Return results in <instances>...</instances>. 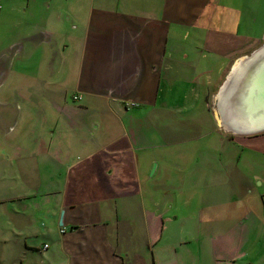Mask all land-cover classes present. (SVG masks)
Wrapping results in <instances>:
<instances>
[{
    "label": "crops",
    "instance_id": "crops-1",
    "mask_svg": "<svg viewBox=\"0 0 264 264\" xmlns=\"http://www.w3.org/2000/svg\"><path fill=\"white\" fill-rule=\"evenodd\" d=\"M0 45V74L40 50L46 80L70 78L82 102L63 94L53 104L106 109V129L86 141L73 116H45L44 136L31 129L7 146L5 180L16 184L0 200V264H264V130L229 136L207 103L264 46V0H0ZM169 83L197 84L191 103L212 133L161 129L150 151L154 134L138 117L172 110L161 100ZM189 159L200 165L194 180ZM182 192L198 196L172 198ZM181 204L191 217L172 212Z\"/></svg>",
    "mask_w": 264,
    "mask_h": 264
},
{
    "label": "rangeland",
    "instance_id": "rangeland-1",
    "mask_svg": "<svg viewBox=\"0 0 264 264\" xmlns=\"http://www.w3.org/2000/svg\"><path fill=\"white\" fill-rule=\"evenodd\" d=\"M241 27H244V21H241ZM1 47L2 46L0 45V48ZM21 58L23 59L22 61H20L18 58H15V68H13V70L2 69V74H0V82H2L0 83V99L2 100V102H4L3 105L0 103V112H2V114L4 115L3 118H0V144L2 147H0V200L5 197V194L8 193L11 188H13V192H15L14 184L16 183L14 182V180H5V176L9 175L7 171L10 168L9 161L11 156V150L7 149V146L10 145V143L13 141L18 142V144H20V142L26 141L24 139H21V137L24 133L31 129L35 130L34 132L39 133V135L41 134V131L44 130V136L45 132L47 131V127L45 129L43 128L46 126V124L44 123L46 119L42 120L40 117L48 116L57 118L58 123L64 125L65 120H72L69 115L73 116V123L75 124V127L72 130V133L75 132V128L78 126L79 132L81 133V139L84 141L89 138L88 135H85V132H87V130L93 131L96 126L98 127V130L96 132H104L103 130L101 131L100 128H104L106 124V113H104L106 109L105 107L100 106V104L98 103L94 102V104H92L94 106H88L89 109L84 108L80 111L79 109H77L73 113H68L66 110L64 111L63 109H61V107L63 106L59 103H52L62 99V96L64 94L68 97L67 102L69 105H82V102H79V99L76 101L73 100L74 94H72V90L69 88V85H71L70 78L65 81L66 85L64 87L60 86L61 83L59 82V80H46V77H44L46 53H43L39 50L37 53H31L27 56L26 53L24 55L22 54ZM17 60L22 62L21 65ZM8 72L9 75H7ZM197 84H200V82H197ZM197 84L190 87L184 85L178 87L179 85L172 86V84L170 83L166 84L165 88L163 89L164 93L162 91L161 100L162 103L167 102L168 107H172L173 111H163L164 115L162 116L160 112L157 117L154 116L153 113H150L148 115H144V113L138 117V119L140 118L142 121L141 128L144 130L145 135L154 134L152 136V142H148L149 146L147 147V150L154 151L157 148H160L156 146L159 145V139L157 135H160L161 129L166 130L167 132L171 131L170 134L174 137L188 136L198 139L210 138V135L212 133V131L209 129L211 126L209 122L210 115L204 113L203 110L201 111L197 104L191 103V101L193 100L190 95L191 89H193ZM218 89H212L210 91L211 95L207 99V103H209V109H212V111L214 112V114L212 115L216 118H218L215 107ZM219 92L220 90L218 91V93ZM182 97H184L185 101L188 102V105H185L184 107L176 105V103L179 101L177 98ZM203 98L204 97H202V99ZM16 103L18 104L17 106H21L17 110L15 105ZM134 108L135 107L129 106L130 112L133 111ZM193 110L194 112H191ZM16 111H18L19 115L17 116H19L20 118L18 117V121H16V118L15 123L13 114L14 112L16 114ZM144 117L147 118L143 119ZM78 119L82 124L80 126L77 125ZM92 119H94L95 122H92ZM192 120L200 122L201 125H199L198 128L194 129L190 122ZM150 121H152V124ZM154 121L156 126L154 125ZM221 127L223 128V126ZM57 128H62V126L58 125ZM105 129L106 128H104V130ZM153 129H155V132H153ZM223 129H225L229 136L243 135L227 130V128L225 127ZM45 138L47 139V137ZM35 142L36 141L29 142L28 144L33 145ZM175 147L178 148V146ZM196 147L199 148L198 145H196ZM199 151L192 152L197 154ZM247 152L248 150H244L242 154L245 155L247 154ZM78 153L80 154V151H78ZM198 161L201 160L199 159ZM187 163H189V166L188 169L185 170V173L189 175H195L192 178L194 180L197 178L196 171H198L200 165L191 159H189ZM152 167L153 166L151 165L149 171H151ZM188 184H192V182L188 181ZM189 190H192V188H189ZM223 190L224 189L222 186V191ZM187 195L188 192L172 193V198L175 201L180 199H185L188 201L191 199L195 200L198 196V194L195 193H189V197ZM223 196L224 195L222 194V198ZM183 207L184 209L174 207L172 212L175 211V213L178 214L180 210H183L184 215H186L185 211L189 208L187 209L185 205H183ZM193 212H195V209H189L187 212L189 216H187L191 217ZM185 228L187 233H191V228H193V226L188 224ZM12 254L13 256H15L16 251L14 250Z\"/></svg>",
    "mask_w": 264,
    "mask_h": 264
},
{
    "label": "water",
    "instance_id": "water-1",
    "mask_svg": "<svg viewBox=\"0 0 264 264\" xmlns=\"http://www.w3.org/2000/svg\"><path fill=\"white\" fill-rule=\"evenodd\" d=\"M218 94V122L227 130L251 134L264 130V46L232 69Z\"/></svg>",
    "mask_w": 264,
    "mask_h": 264
},
{
    "label": "built area",
    "instance_id": "built-area-1",
    "mask_svg": "<svg viewBox=\"0 0 264 264\" xmlns=\"http://www.w3.org/2000/svg\"><path fill=\"white\" fill-rule=\"evenodd\" d=\"M78 99L80 100L79 96H77V95L73 96V100H78ZM129 106L133 107V106H135V104L134 103H129V104L127 103L126 107H129ZM44 248H46V246H44Z\"/></svg>",
    "mask_w": 264,
    "mask_h": 264
}]
</instances>
